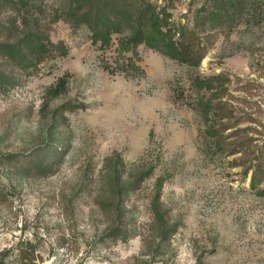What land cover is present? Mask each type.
<instances>
[{
    "label": "rangeland",
    "instance_id": "1",
    "mask_svg": "<svg viewBox=\"0 0 264 264\" xmlns=\"http://www.w3.org/2000/svg\"><path fill=\"white\" fill-rule=\"evenodd\" d=\"M154 1L193 21L191 0ZM20 17L0 8V43ZM50 21L47 12L41 24L65 55L29 69L0 58V264H23L20 249L35 264H264V185L246 172L264 152V29L219 34L196 70L142 44L126 54L143 70L130 78L102 67L115 36L100 49L87 28ZM193 72L229 76L251 117L224 132L228 148L202 146ZM60 77L67 86L54 95ZM68 101L84 107L56 115ZM119 158L125 177L132 164L146 175L121 200L104 177Z\"/></svg>",
    "mask_w": 264,
    "mask_h": 264
},
{
    "label": "trees",
    "instance_id": "2",
    "mask_svg": "<svg viewBox=\"0 0 264 264\" xmlns=\"http://www.w3.org/2000/svg\"><path fill=\"white\" fill-rule=\"evenodd\" d=\"M4 7H11L22 17L15 32L10 30V39L0 43V58L21 69L37 67L50 53H67L63 43L55 44L50 40L48 27L41 24L42 16L47 12L51 16V23L63 20L74 28H87L91 42L100 49L109 48L115 36L117 48L114 61L104 63L102 67L109 73L130 78L139 77L143 70L132 55L126 54H136L142 44L196 70L219 34H230L240 26L252 31L264 29V0H191L188 9L193 16L192 22L174 21L169 8L154 0H0V8ZM5 76L0 71V80ZM229 84L230 78L224 73L212 76L199 72L190 74L188 103L200 119L202 146L207 150L218 146L224 149L227 146L224 132L237 128L251 118L248 112L234 103ZM66 86L67 81L60 77L50 90L54 95H59ZM83 107L68 101L55 113ZM242 131L238 129L237 134ZM240 141L238 144L242 146ZM107 161H111V158ZM132 165L127 177L124 176L125 163L122 158L115 164L111 162L105 169L106 183L119 200L130 189L138 187L146 177L144 167ZM43 167L41 165L40 168ZM250 171L251 186L264 185V152H254L246 172ZM260 189L264 195V186ZM158 201L155 200L153 212L159 218ZM118 210L120 205L117 206ZM22 251L19 250L20 262L35 264V259L32 257L30 260Z\"/></svg>",
    "mask_w": 264,
    "mask_h": 264
}]
</instances>
